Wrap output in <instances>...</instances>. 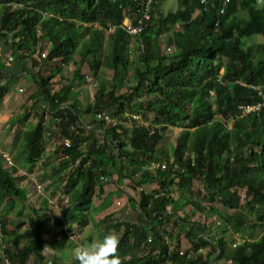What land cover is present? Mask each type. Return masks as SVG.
I'll return each mask as SVG.
<instances>
[{
  "label": "trees",
  "instance_id": "trees-1",
  "mask_svg": "<svg viewBox=\"0 0 264 264\" xmlns=\"http://www.w3.org/2000/svg\"><path fill=\"white\" fill-rule=\"evenodd\" d=\"M161 1L153 0L150 23L138 34L131 35L120 23L125 8L132 10L140 0H0L3 6L1 44L10 50L12 57L10 63L0 57V106L19 75L29 72L38 89L36 99L45 110L46 106L55 109L52 116L56 129L72 139L71 145L63 150L69 153L70 160L80 157V163L68 173L63 185L65 190H73L71 205L65 211L70 224L75 221L86 224L96 175L109 178L114 166L120 183L130 176L122 164L123 158L133 165H146L151 160L168 162L166 168H158L154 173L148 169L141 171L140 183L152 182L157 186L147 192L140 191L138 208L142 219L108 222L106 217L102 220L104 235L114 228L121 236L118 255L122 264L178 261L220 264V259L224 264H264V232L235 245H232L235 241L223 235L224 231L217 237L204 233L210 229L213 212L218 213L225 230L230 226L236 231L242 229L245 214L241 210L227 211V208L253 211L264 221V105L245 113L240 106L260 100L258 88L264 91V54H255L256 51L263 53L264 49L255 50L253 44L246 45L243 39L253 34L264 36V4L256 0H178L175 10L163 14L158 10ZM110 25L115 27L108 30ZM163 29L170 31L174 46L168 55L160 49L159 33ZM42 36L48 37L49 44L43 48L46 54L37 59L33 53L43 51L37 49H42L39 43ZM85 38L87 44L81 46ZM133 40L143 67H134L133 82L127 85L126 91L116 93L115 88L125 79L131 62L129 49ZM86 60L94 71L102 65L110 68L112 85L108 89L100 78L93 102L87 103L85 111L105 107L112 108L116 115H123L126 110L132 112L134 107L154 113L149 125L137 123L132 117L130 132L120 123L105 125L102 133L92 129L85 132L78 123L81 110L78 102L62 105L72 81L55 89L53 78L63 64L81 65ZM47 63L50 69L44 74L42 64ZM35 66L38 69L32 70ZM78 75L76 69L74 77ZM142 96L147 97L137 99ZM123 118L126 120L128 116ZM93 120L100 125L104 123ZM43 121L37 120L22 133V158L29 167L35 166L43 153L47 132ZM70 125L75 128L70 129ZM172 125H180L181 129L170 155L166 148L158 149L157 144ZM84 140L88 141L85 151L78 147ZM114 150L118 151L117 156ZM171 157L178 168L170 162ZM3 162L6 160L0 151V203L6 198H25V189L11 171L14 164L6 163V166ZM195 179L201 180L211 201L218 200L221 209L211 203L201 205V199L194 195ZM239 188H245L243 202ZM187 204L200 211H210L201 225L203 232L192 238L194 250L213 242L206 257L201 253L188 258L177 255L174 249L168 250L165 242L162 218L167 215L187 228V236L194 231L190 214L184 209ZM0 222L6 244L4 251L18 264H28L31 253L44 258L45 247L59 248L72 242L69 223L63 225V219L51 211L42 214L34 209L31 235L22 247L13 251L3 229L6 218H0ZM7 232L15 241L25 234L15 229ZM64 264L77 262L73 259Z\"/></svg>",
  "mask_w": 264,
  "mask_h": 264
},
{
  "label": "rangeland",
  "instance_id": "rangeland-1",
  "mask_svg": "<svg viewBox=\"0 0 264 264\" xmlns=\"http://www.w3.org/2000/svg\"><path fill=\"white\" fill-rule=\"evenodd\" d=\"M158 10L163 14L168 10H175L178 7V0H163L158 5ZM3 12V6L0 4V13ZM197 10L193 12L195 14ZM155 22V21H154ZM108 33V30H107ZM170 31L163 29L159 33V42L161 52L165 55H168L174 46L170 40ZM246 42V45L253 44V47L264 49L261 47V44H264V36L261 34H253L243 38ZM42 49L39 47L37 49L44 50L49 44V39L47 36H42L39 41ZM87 44V39L81 41V46ZM44 48V49H43ZM34 56L39 59V51ZM138 48L135 45L133 40L130 43L129 49V59L130 65L124 76V80L121 81L116 86V93H121L126 91L127 85H130L133 82L132 72L134 67H143V63L138 59ZM256 56L264 54L260 51L255 52ZM10 50L3 48L0 39V57H2L7 63H10L11 58ZM50 64H42V73L46 74L49 72ZM38 69L37 66L32 67V70ZM78 69L79 75L74 77V71ZM223 68H221V71ZM102 78L105 82V85L109 89L112 85V70L106 66H100L96 71H94L89 64V60L84 61L81 65L74 62H69L63 64L61 70L53 78V87L55 89L60 86L71 82L72 86L67 91V99L65 102L72 103L77 101L80 107L79 112V125L82 126L85 132L93 130L96 133H102L103 128L107 124H98L93 122L94 112L85 111L87 103H92L94 99V93L99 85V80ZM19 87H23V91L19 90ZM38 89L36 84L29 72H22L16 82L10 87L7 94L4 96L1 106H0V151L2 152V157L6 160L10 159L11 163L14 164L15 168L11 167L13 174L18 176L17 183L25 189L26 197L25 198H13L12 200L6 199L0 203V218H6V225L4 231L8 243L10 244V249L15 250L16 248L22 247L28 240L31 235V227L33 224L34 209L42 214H50V211L55 214L57 217L63 219V225H66L68 222L65 211L69 205H71V195L72 189L68 191L63 188L65 177L72 170L68 162H64L60 159V152L63 149L62 146V136L60 131L55 127V120H53L52 112L54 108L49 106L48 109H44L42 102L37 100ZM149 96V95H147ZM147 96H142L140 99H145ZM28 99L31 101L28 102ZM134 109V110H133ZM132 112L126 110L123 115H116L113 112L112 108H105L103 111H107L112 115V117L119 121V123L129 129L133 126V118H135L137 123H143L144 125H149L154 113L149 111H144L136 109L133 107ZM125 111V110H124ZM131 114V116L129 114ZM27 114V117L24 115ZM46 114L47 117H46ZM128 116L125 120L123 117ZM130 117V118H129ZM43 119L44 127L46 132L45 136V146L43 148V153L41 159L37 161L35 168L29 167V163L24 161L22 158V133L23 130L29 129L34 126L35 122L39 119ZM24 119V121H23ZM96 120V119H95ZM230 125V121H228ZM181 129L180 125H172L167 128L163 134L161 140L158 142L157 147L166 148L168 153L172 154V148L175 144L176 136ZM19 132V136L15 138V135ZM98 135V134H97ZM103 137V135H98ZM84 151L88 149L87 143L81 147ZM115 156H117L118 151L114 150ZM5 165L7 163L3 162ZM8 164V163H7ZM10 164V165H12ZM122 164L125 169L128 170L130 176L123 178L118 186L117 173L115 172V167L111 168V177L103 178L98 175L95 176L94 181V194L92 205L88 210V216L86 224H78L76 221L70 224V228L75 231L74 239H71L72 242L64 247L51 248L45 247L43 250L44 258L39 259L34 253L29 254L28 264H64L72 261L74 259V249L80 244H88L94 240H100L103 238L104 234L102 232L104 218L108 222L112 219H119L124 221L134 222L137 219H142L140 217L138 202L140 199L139 186L142 185L146 190L150 191L155 186V183H140L139 177L141 171L145 165H133L127 158H123ZM147 165V164H146ZM7 166V165H6ZM32 177V178H31ZM35 180V181H34ZM102 180V182H101ZM36 183H41L42 187L38 192ZM102 185V186H101ZM115 189V195L112 188ZM101 188V191L99 190ZM161 191L160 188H158ZM194 195L196 198L201 199V205H207L211 203L215 208L221 209V205L218 200L211 201L210 195L206 186L201 182L200 179H195L193 184ZM238 191L242 196L245 193V188H239ZM199 193V194H198ZM105 197L109 201L102 205V199ZM244 197V195H243ZM241 198L240 201L243 202L244 198ZM120 201V204L117 203ZM104 202V201H103ZM101 207H100V206ZM100 207V208H99ZM127 209V212L125 211ZM184 209L190 214V221H193L190 226L194 228V231L190 236L186 235L187 228L183 227L175 217L165 216L162 218L164 222V228L166 234L164 239L171 246H175L180 238H197L203 230L201 225L204 222L207 214H210V211H200L195 209L193 206L187 204L184 206ZM60 210L59 215L56 213ZM227 211H242L245 214V222L240 231H236L232 226L224 229L225 226L223 221L218 216V213H211V225L209 230H205L206 235H214L217 237L223 235L226 238H230L231 242L241 241L244 238H257L264 232V221H260L256 214L253 211H247L245 209H234L227 208ZM59 224L55 227H59ZM15 229L19 233H25L24 236L20 237L18 241H15L13 236L8 234L7 230ZM58 232V230H56ZM116 230L114 228L110 229V232ZM46 236V234L44 235ZM175 243V244H174ZM211 244L213 242L203 246L201 253L203 257H206L207 252L211 249ZM233 245V244H232ZM194 249V248H193ZM126 258V257H125ZM220 264H224V260H218ZM165 264H185L181 261L178 262H167ZM209 264V263H208Z\"/></svg>",
  "mask_w": 264,
  "mask_h": 264
},
{
  "label": "built area",
  "instance_id": "built-area-1",
  "mask_svg": "<svg viewBox=\"0 0 264 264\" xmlns=\"http://www.w3.org/2000/svg\"><path fill=\"white\" fill-rule=\"evenodd\" d=\"M206 1L207 0H201V2H206ZM225 1H228V0H225ZM152 2L153 0H140L138 4L132 7V10H129V8H125L124 10L125 16L122 22L120 23V25L125 29L127 33L131 35L138 34L145 26H147L150 23L151 16H152V10H153ZM256 2L258 3V0H256ZM114 27L115 25H110L108 27V30H111ZM40 54L41 56H44L46 54V50L41 51ZM33 55H36V53H33ZM9 58H12V57L9 56ZM19 90L23 91V87H19ZM258 94L261 96V99L258 100L257 102L240 105L242 107L243 113L248 112L250 110H256L264 105V91L258 88ZM30 101L31 100L28 99V102ZM46 109H48V106H46ZM54 110H50V111L52 112ZM47 115L48 114H46V117ZM94 118L97 120H103L104 123L107 125H116L119 123V121L115 120L110 113H108L107 111H103V110L95 111ZM74 128H75L74 125H70V129H74ZM71 143H72V139L69 136H66V135L62 136L63 149L66 146H70ZM86 143H87L86 140H84L79 143L78 147L81 148ZM63 149L60 152V159L67 160L68 162L67 165H69L71 169H73L75 166H77L80 163V157H76L74 160H70L69 153H67ZM6 160L8 164H12L9 158H7ZM170 162L172 163L174 167L178 168V163L175 162L172 157L170 158ZM192 164H193V161H192ZM167 166H168V162L165 160H151L147 165L143 167V169H148V171H150L151 173H154L156 169L158 168L164 169ZM101 177L107 178L106 176H101ZM36 187H38L37 191L39 192L40 188L42 187L41 183H36ZM139 190L141 191L143 190L145 192L148 191L142 185L139 186ZM156 194L157 193H155V195ZM243 195L241 196V198L243 197ZM117 203L120 204V201H117ZM125 211L127 212V209H125ZM68 233H69V237L71 239H74L75 231L71 229ZM3 236L4 234L1 230V222H0V256L2 257V259L0 260V264H18L17 262H12L8 254L4 251L6 244L2 240ZM192 240L193 239L180 238L175 246L169 245L166 239H165V242L168 244L169 251L171 249H174L177 255L186 256L188 258L190 256H193L195 253L201 252L203 249L202 247H198L196 250H194L193 245H192ZM238 242L239 241L233 242V245H235Z\"/></svg>",
  "mask_w": 264,
  "mask_h": 264
},
{
  "label": "clouds",
  "instance_id": "clouds-1",
  "mask_svg": "<svg viewBox=\"0 0 264 264\" xmlns=\"http://www.w3.org/2000/svg\"><path fill=\"white\" fill-rule=\"evenodd\" d=\"M258 4H264V0H258ZM59 213L60 210L56 214ZM120 241L117 232H109L100 240L78 245L74 249V260L77 264H122L118 255Z\"/></svg>",
  "mask_w": 264,
  "mask_h": 264
},
{
  "label": "crops",
  "instance_id": "crops-1",
  "mask_svg": "<svg viewBox=\"0 0 264 264\" xmlns=\"http://www.w3.org/2000/svg\"><path fill=\"white\" fill-rule=\"evenodd\" d=\"M62 105H67V102H65V104H62ZM34 168H35V166H34ZM65 181H66V180H65ZM65 181H64V182H65ZM120 183H121V182H120ZM120 183H118V184H119L118 186H120ZM112 189H113V190L115 189L116 191H119V189L114 188V187H113ZM115 190L113 191L114 195H115V192H116ZM106 200H107V199H106L105 197H103V199H102V203H105ZM103 201H104V202H103ZM99 206H100V205H99Z\"/></svg>",
  "mask_w": 264,
  "mask_h": 264
}]
</instances>
